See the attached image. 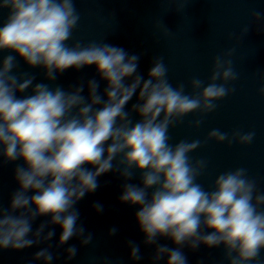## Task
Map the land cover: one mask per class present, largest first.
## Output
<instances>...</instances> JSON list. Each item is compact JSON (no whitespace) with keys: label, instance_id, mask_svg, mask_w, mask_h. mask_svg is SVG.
Returning <instances> with one entry per match:
<instances>
[{"label":"clouds","instance_id":"1","mask_svg":"<svg viewBox=\"0 0 264 264\" xmlns=\"http://www.w3.org/2000/svg\"><path fill=\"white\" fill-rule=\"evenodd\" d=\"M5 9L8 15L0 26V51L10 54L0 58V154L5 162L22 159L24 165L15 169L19 189L12 194L10 209L0 208V248L20 250L39 243L46 224L36 229V239L28 237L32 221L46 215L62 229L59 245L74 236L82 237V245L89 244L92 235H85L77 223V202L99 187L97 178L102 174L116 171L131 180L139 171L142 186L125 183L119 199L139 206L136 219L145 244H155L163 236L193 249L201 244L223 245L229 264L258 261L264 250V192L245 168L219 174L214 190L206 191L197 181L207 161L190 157L209 140L251 144L255 132L235 130L229 135L212 129L203 142L170 143V128L186 115L211 113L217 108L216 101L235 91L227 86L238 79L230 59L234 49L214 58L207 84L193 78L189 94L184 83L173 86L169 81L163 56L154 59L145 79L137 71L140 57L123 48L103 42L69 45L80 21L75 0H0V12ZM252 16L259 20L261 13ZM248 31L245 25L241 37ZM18 57L29 68L43 69L49 82L69 68L95 65L106 87L101 93L99 81L90 79L85 96L83 82L70 90L34 84V75L18 72ZM29 89L30 94L18 95ZM259 93L264 96V87ZM134 95L137 102L126 110ZM133 112L139 117L135 122ZM202 123L196 119L192 126ZM29 191L34 194L29 196ZM94 207L102 211L101 205ZM16 210L23 211L13 215ZM202 227L211 231L204 233ZM54 235L48 231L43 239ZM130 247L131 257L140 259L139 246L130 242ZM66 251L72 259L77 248L73 245ZM165 254L168 264H186L179 247L159 246L154 259ZM35 258L47 264L53 256L45 248Z\"/></svg>","mask_w":264,"mask_h":264}]
</instances>
